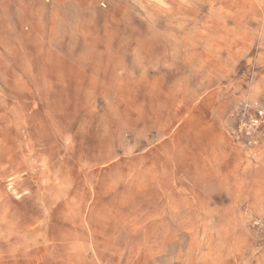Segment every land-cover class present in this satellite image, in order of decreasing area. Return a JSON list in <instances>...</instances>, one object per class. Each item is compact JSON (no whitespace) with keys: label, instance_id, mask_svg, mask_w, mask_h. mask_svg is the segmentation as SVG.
<instances>
[{"label":"rangeland","instance_id":"374dc122","mask_svg":"<svg viewBox=\"0 0 264 264\" xmlns=\"http://www.w3.org/2000/svg\"><path fill=\"white\" fill-rule=\"evenodd\" d=\"M0 264H264V0H0Z\"/></svg>","mask_w":264,"mask_h":264},{"label":"bare ground","instance_id":"6f19581e","mask_svg":"<svg viewBox=\"0 0 264 264\" xmlns=\"http://www.w3.org/2000/svg\"><path fill=\"white\" fill-rule=\"evenodd\" d=\"M158 8V7H157Z\"/></svg>","mask_w":264,"mask_h":264}]
</instances>
